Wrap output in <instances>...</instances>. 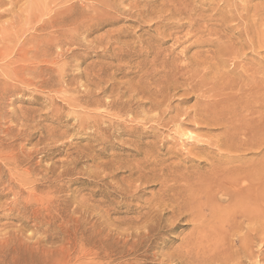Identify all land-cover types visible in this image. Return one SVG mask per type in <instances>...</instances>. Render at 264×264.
I'll use <instances>...</instances> for the list:
<instances>
[{
	"label": "rangeland",
	"instance_id": "1",
	"mask_svg": "<svg viewBox=\"0 0 264 264\" xmlns=\"http://www.w3.org/2000/svg\"><path fill=\"white\" fill-rule=\"evenodd\" d=\"M0 1V39L28 40L25 48L0 52L4 263L16 257L17 264H59L72 243L98 250L105 240L126 250L124 241L137 240L148 220L142 231L151 236L136 249L134 264H189L184 252L195 222L190 211L174 217L173 210L205 202L220 167L228 174L264 168V0ZM39 7L36 20H27ZM219 41L229 43L227 52L233 48L223 64ZM196 76L205 79L202 90ZM233 107L246 123L255 116L249 125L261 131L244 139L238 132L237 149L229 151L230 128L203 121L227 115L235 122ZM240 139L253 146L237 147Z\"/></svg>",
	"mask_w": 264,
	"mask_h": 264
},
{
	"label": "bare ground",
	"instance_id": "2",
	"mask_svg": "<svg viewBox=\"0 0 264 264\" xmlns=\"http://www.w3.org/2000/svg\"><path fill=\"white\" fill-rule=\"evenodd\" d=\"M11 1V0H10ZM37 1V0H36ZM1 3H3L2 1H0ZM12 2V1H11ZM15 3V2H14ZM56 3V2H55ZM36 4V3H35ZM41 4V3H40ZM43 4V3H42ZM49 5V4H48ZM52 5V4H50ZM57 5V3H56ZM53 6V5H52ZM50 6V7H52ZM33 7V6H32ZM31 7V8H32ZM30 8V7H29ZM58 8V6H57ZM72 7L69 6L68 9H71ZM49 7H47V3L45 5V8L44 10H48ZM51 9V8H50ZM27 10V9H26ZM53 10V9H52ZM51 10V11H52ZM71 11V10H70ZM30 14L29 15V19L27 20H30L31 22L32 21H35L36 18L39 16V14L41 13V7L39 8H35L34 10H31L29 11ZM43 12V11H42ZM48 12V11H47ZM53 12V11H52ZM59 12V11H58ZM69 12V10L67 11V13ZM55 13V12H54ZM53 13V14H54ZM45 14V13H44ZM69 14V17L67 15V17H64L63 19H66L68 20V18H70V13ZM43 15V14H42ZM51 15V14H50ZM58 15V13H57ZM60 16V15H58ZM62 16V17H63ZM72 17V16H71ZM59 18V17H58ZM57 18V19H58ZM85 18V17H84ZM62 19V22L63 24L65 25L66 23L68 22H65V20ZM74 20V19H73ZM115 20V19H114ZM82 21V20H81ZM37 22V21H36ZM65 22V23H64ZM73 22V21H72ZM60 22H58L57 24H59ZM82 23V22H81ZM224 24V23H223ZM228 25V20L226 21V23ZM224 24V25H225ZM80 25V24H79ZM222 25V24H221ZM223 25V26H224ZM35 26V25H34ZM51 26H53V24H51ZM56 26V25H55ZM15 26H11V28H13ZM37 27V25H36ZM61 27V26H60ZM63 27V26H62ZM229 27V26H228ZM35 28V27H34ZM224 28V27H223ZM226 28V27H225ZM33 29V28H32ZM37 28H35L36 30ZM57 29V28H56ZM204 29V28H202ZM206 30V29H205ZM203 30V31H205ZM201 31V30H200ZM36 32V31H35ZM245 32V31H244ZM59 33V32H58ZM61 33H64V32H61ZM73 33V32H72ZM90 33V32H89ZM247 33V32H246ZM67 34V33H66ZM249 34V33H247ZM263 34V33H262ZM220 35V34H219ZM66 36V35H65ZM69 36V35H67ZM66 36V37H67ZM221 36V35H220ZM219 36V37H220ZM248 36V35H247ZM264 37V36H262ZM261 37V38H262ZM3 38L5 37H2L0 39V52L1 51H4V50H7V49H10V48H19V49H22L23 47L25 48V44L27 43L28 40H25L24 42L22 41H10V40H3ZM77 38V37H76ZM221 38V37H220ZM219 38V39H220ZM35 39V37L31 38V42ZM30 40V38H29ZM250 41V40H247V42ZM221 42V47H216L218 49V54H215L217 55V57H219L220 59H217L219 60L221 63L223 61L222 57H225V58H230V57H226L227 56V53H232V49L231 48V51L230 52H227L228 51V44H224L222 46V41H219ZM226 41H224L223 43H225ZM245 42V40H244ZM34 43V42H33ZM68 43V42H67ZM232 43V42H231ZM251 43V42H250ZM219 44V43H217ZM216 44V46H218ZM243 45V43H242ZM231 46V45H230ZM236 46H238L236 44ZM231 47H234V46H231ZM238 48L240 47H235V50L234 51H238ZM217 51V50H216ZM213 53V52H212ZM236 53V52H234ZM239 53V52H238ZM237 53V54H238ZM215 54H211V59H212V55H213V58L215 57ZM236 54V55H237ZM226 55V56H225ZM234 55V54H233ZM231 54V58L233 56ZM235 55V56H236ZM240 55V54H239ZM236 56L237 58L239 57ZM209 56V55H208ZM210 57V56H209ZM216 57V58H217ZM206 58H208L206 56ZM236 58V59H237ZM211 59H208L209 61H212ZM215 59V58H214ZM227 59V60H228ZM204 60V59H203ZM206 60V59H205ZM216 60V61H217ZM226 59H224V62H227V60L225 61ZM232 61H233V58H232ZM235 61V60H234ZM261 61V60H260ZM211 65L213 66V64H215V60H213ZM230 60L228 62V64H230ZM199 63V62H198ZM201 63H202V60H201ZM205 63V64H204ZM221 63H217L216 65L218 66V64L220 66ZM233 63V62H232ZM204 66H206L207 64H209V66L207 67L206 70H208V68L210 67V63L207 62H203L202 63ZM223 64V63H222ZM228 64H226L228 66ZM200 65V64H199ZM202 65V66H203ZM215 65V67H217ZM231 65V64H230ZM17 67V66H16ZM192 67V66H191ZM193 67H196V66H193ZM176 68V67H175ZM190 68V67H189ZM204 68V67H203ZM206 68V67H205ZM212 68V67H210ZM209 68V69H210ZM218 68H220L218 66ZM216 68V69H218ZM194 69V68H193ZM199 69V67H198ZM235 69V68H234ZM245 69V68H244ZM206 70H202L204 71V76L206 77L205 74L206 73ZM221 70V69H220ZM219 70V72H220ZM240 70V69H239ZM192 71V69H191ZM200 71V70H199ZM199 72V75L200 73L203 74V72ZM215 71V70H214ZM217 71V70H216ZM215 71V72H216ZM227 71V70H226ZM193 72V71H192ZM208 72V71H207ZM210 73H212V70L209 71ZM222 72V71H221ZM194 73H197L196 71H194ZM209 73V75H210ZM228 73V71L226 72ZM225 73V74H226ZM201 74V75H202ZM222 74V73H221ZM244 74V73H243ZM191 75V74H190ZM194 75H197V74H192V76ZM197 75V76H199ZM252 75V74H251ZM250 75V76H251ZM196 76V77H197ZM226 76V75H225ZM241 76V75H240ZM243 76V75H242ZM195 77V78H196ZM202 77V76H201ZM190 78V77H189ZM191 78H194V77H191ZM198 78V77H197ZM187 79V78H186ZM199 79V78H198ZM243 79V77H242ZM177 80V79H176ZM179 80V79H178ZM189 80V79H188ZM188 80L186 82H188ZM192 80H195V79H192ZM200 80V79H199ZM205 79H202L198 82V87L200 88L201 84L204 83ZM246 80V79H245ZM203 81V82H201ZM195 82V81H194ZM201 82V83H200ZM164 83V82H163ZM190 83V82H189ZM200 83V85H199ZM208 83V82H207ZM232 83V82H231ZM195 86H196V83H193ZM209 84V83H208ZM233 84V83H232ZM237 84V83H235ZM219 85V84H218ZM229 85H231L229 83ZM250 85V84H249ZM254 85V84H253ZM205 86V84H204ZM216 86V85H215ZM222 86H224V84L221 85L220 88H222ZM228 86L227 84L225 85V87ZM233 86V85H231ZM230 88H233L231 87ZM224 89H227L225 88ZM248 87V86H247ZM252 87V86H251ZM204 88V87H203ZM206 88V87H205ZM208 88V87H207ZM206 88V90L208 91V89ZM219 88V87H218ZM219 88V89H220ZM201 89V88H200ZM199 89V90H200ZM210 89V88H209ZM215 90V88H213ZM202 90V89H201ZM200 90V91H201ZM221 90V89H220ZM249 90V89H248ZM254 90V89H253ZM205 91V89L203 90V92ZM202 92V93H203ZM255 92V91H254ZM257 92V91H256ZM164 93V92H163ZM162 94V93H161ZM165 94V93H164ZM228 94V93H227ZM257 94V93H256ZM248 95V94H247ZM64 96V95H63ZM206 96V95H205ZM207 97V96H206ZM228 98H229V95H228ZM206 99V98H205ZM219 99V98H218ZM231 99V98H230ZM220 100V99H219ZM228 99H226L227 101ZM248 100V98L246 99ZM209 101V100H208ZM211 101V100H210ZM225 101V102H226ZM245 101V100H244ZM230 102V101H229ZM234 102V101H233ZM236 103V102H235ZM240 103V102H239ZM243 103V102H242ZM249 103V102H248ZM254 103V101H253ZM214 104V103H213ZM252 104V103H251ZM207 105V104H206ZM209 105H212L211 103L208 104ZM215 105V104H214ZM219 105V104H218ZM216 105V106H218ZM230 104L228 103V105H226V110L228 111L229 108L227 109V106H229ZM239 105V104H238ZM246 105V104H245ZM244 105V106H245ZM248 105V104H247ZM199 106V105H198ZM202 106V105H201ZM223 106V105H222ZM231 106V105H230ZM233 106V105H232ZM231 106V107H232ZM240 106V105H239ZM210 107V106H209ZM219 107V106H218ZM217 107V108H218ZM241 107V106H240ZM243 107V106H242ZM246 107V106H245ZM206 108V107H205ZM204 108V109H205ZM212 108V106H211ZM237 107H233V110L235 112ZM203 109V108H202ZM209 110V108H207ZM224 109V110H225ZM212 110V115H218L217 113L213 114V109H210ZM219 110V109H218ZM232 108L229 110L231 111ZM241 110V109H240ZM243 111H241V114H243L242 112H244V107L242 108ZM249 110V109H248ZM256 110V109H255ZM226 111V112H227ZM247 111V110H246ZM257 111V110H256ZM256 111H253L254 113H256ZM217 112V111H216ZM233 114L236 113V117H238L237 115V111ZM203 113V112H202ZM206 113V112H205ZM209 113V112H208ZM207 113V114H208ZM232 113V111L230 112ZM228 113V115L230 114ZM239 113V112H238ZM248 113V111L246 112ZM252 114V112H250ZM253 113V114H254ZM191 114V113H190ZM196 114V113H195ZM201 114V113H200ZM221 114V113H220ZM224 114H225V111H224ZM227 114V113H226ZM240 114V113H239ZM249 114V113H248ZM247 114V115H248ZM252 114V115H253ZM210 115V114H209ZM210 115V117L212 116ZM223 115V114H222ZM246 115V116H247ZM250 115V114H249ZM255 115V114H254ZM191 116V115H190ZM203 116V115H202ZM215 116V117H216ZM225 116V115H224ZM223 116V117H224ZM227 116V115H226ZM225 116V117H226ZM183 117V116H182ZM200 117V116H199ZM214 117V116H212ZM214 117V118H215ZM222 116L220 117L221 119H218L217 117L215 119H213L214 121L212 122V118H208L207 120L205 119L203 121V123H213L214 124H219V125H223L225 126V128H230L231 131H229V133L227 134L228 139L231 140V145L230 143L227 144V147H226V144H225V148H227V150H232V148L234 149H237L236 147L233 146V142L235 141L234 139H239V138H235L236 135L238 136V132L241 134L239 135V137L242 136V134L245 136H248V135H251V136H255V135H258L257 132L261 131V129L259 130V128H257V125H255L256 127L254 126H250V121H252L251 123H255L253 121H255L253 118L255 117H252V120L250 119L249 123L247 122L246 123V120L244 119H240L239 117L236 118L235 117V122H233V117L231 116V119L230 117L228 118V116L226 117L227 119H230V121H228L227 119H222L223 118ZM251 117V115H250ZM248 117V118H250ZM257 117V116H256ZM233 118V119H232ZM245 118V116H244ZM263 118V117H262ZM218 119V120H217ZM221 120V121H220ZM248 120V119H247ZM259 120V119H258ZM264 120V119H263ZM257 121V120H256ZM200 123V122H199ZM256 124V123H255ZM203 125V124H202ZM212 125V126H213ZM253 125V124H251ZM260 125V124H259ZM209 126V125H208ZM222 126V127H223ZM220 129V128H219ZM233 129H236L234 131H237L236 132H233L232 130ZM229 130V129H228ZM259 130V131H258ZM184 135H187L188 137V134H184ZM191 135V134H190ZM189 135V136H190ZM226 135V136H227ZM261 135V134H260ZM264 135V134H263ZM225 136V137H226ZM252 137V138H253ZM262 137V136H261ZM226 138V139H227ZM250 138V137H249ZM248 138V139H249ZM255 138V137H254ZM260 138V137H259ZM241 139H244L241 137ZM240 139V140H241ZM264 140V138H263ZM223 141V140H222ZM221 141V143H222ZM229 141V140H228ZM250 141V140H249ZM249 141H244L241 140V142L239 140H237V142L240 143L239 146H237L238 144L236 143V146L237 147H241V143L244 144L243 146H248V145H252L253 142H249ZM259 140L257 139V142ZM212 142V141H211ZM230 142V141H229ZM213 143V142H212ZM221 143H217L219 148L222 146ZM235 143V142H234ZM256 143V142H255ZM259 143V142H258ZM224 144V143H223ZM217 146V145H216ZM253 146V145H252ZM263 146V145H262ZM223 147V148H224ZM221 149V148H220ZM233 149V150H234ZM225 150V149H224ZM146 158V157H145ZM147 161V160H146ZM222 162V161H221ZM221 165V164H220ZM261 165V164H260ZM263 165V164H262ZM155 167V166H154ZM214 168V167H213ZM212 168V169H213ZM256 168V167H255ZM254 168V169H255ZM258 168V167H257ZM227 168H225L226 170ZM240 169V168H239ZM238 169V170H239ZM261 169V167L259 168V170ZM264 169V168H263ZM263 169H261L260 171H262ZM218 168L217 170L214 171V173L216 172L217 173V178L215 177V179H213V181H211V184H214V186H210V190L211 192L208 190V198L205 202H199V204L197 205L194 201L196 205L195 206H189L188 204H184V210L180 211V209H183V208H178V209H174L173 210V215L174 217H177L179 214H181L182 212L184 211H187L190 213L188 215L190 216H193L192 217V220L195 222V224L193 225V232L195 234V236L190 240L187 239V242H186V245H190V246H185V252L186 255H187V258H189V261L187 263L189 264H199L202 263V264H216V263H219V264H250L251 261H253L254 259L253 258H257V260L255 261V263H257L259 260L258 259H262V255L264 256V253H263V247H264V208H262V204L264 203V194L263 196L261 197V194L264 192V191H260L261 189L260 188H264V175L260 174V171L259 170H255L256 173H254V170H250L252 171L251 173H248L250 171H245L246 174H244L245 172L241 173V172H238L237 171H233V172H227V169L226 171ZM231 171V170H230ZM259 172V173H258ZM264 172V170H263ZM212 173V172H211ZM215 173V174H216ZM262 173V172H261ZM214 174V175H215ZM261 176H260V175ZM168 175V174H167ZM185 175V174H184ZM212 175V174H211ZM184 177V176H183ZM210 177V176H209ZM176 178V177H175ZM208 179V178H207ZM206 179V180H207ZM211 180V179H210ZM167 181V180H166ZM165 181V182H166ZM242 181H244V183H241ZM207 182V181H206ZM213 182V183H212ZM205 183V182H204ZM207 184V183H206ZM165 185H168V184H165ZM210 185V182L209 184ZM200 186H203V185H200ZM198 186V187H200ZM167 187V186H166ZM170 187V185L168 186ZM205 187V186H204ZM208 187V186H207ZM172 188V187H171ZM170 188V190H171ZM206 188V187H205ZM204 188V191H206ZM193 189V188H192ZM196 189V188H195ZM209 189V187H208ZM254 189V194L253 196H251L250 194L253 193V190ZM164 190V188H163ZM198 188H197V192H198ZM263 190V189H262ZM171 192V191H170ZM204 193V192H203ZM163 194V193H162ZM167 195V194H166ZM177 195V194H176ZM181 195V193H180ZM169 196V195H168ZM199 196V195H198ZM204 196V195H203ZM162 197V196H161ZM173 197V196H172ZM184 197V196H183ZM193 197V196H192ZM252 197V198H251ZM170 198V197H168ZM174 198V197H173ZM179 198V197H178ZM189 199H191L190 197H188ZM202 198V197H201ZM161 199V198H160ZM180 199V198H179ZM195 199V197H194ZM163 200V197L162 199ZM167 200V199H166ZM178 201V200H177ZM220 201H227V206H223L222 209H220V206H219V202ZM177 203V202H176ZM182 203V202H181ZM175 204V203H174ZM225 204V205H226ZM168 205V204H167ZM180 205V204H178ZM185 205H188V206H185ZM194 205V204H192ZM264 206V205H263ZM206 207H208L209 209V212L208 213H205L204 210L206 209ZM224 209H226V212L224 213ZM227 209H230V211H228ZM232 209V211H231ZM176 210H179V213H176ZM167 211V210H166ZM186 213V212H185ZM184 213V214H185ZM150 214V213H149ZM183 213L180 215V216H183L184 215ZM157 215V214H156ZM160 217H162L163 215L162 214H159ZM187 215V216H188ZM149 217V216H148ZM159 217V218H160ZM143 219V218H141ZM157 219V218H156ZM159 220V219H157ZM148 221V220H147ZM145 221L147 223V225H143L141 228H137V231L135 232V236L137 237V240H134L131 239L129 240H125L124 243L122 244L123 246H127L126 250H120L117 248V249H112L111 248V245L109 246L108 243H105L104 241L101 243V245L98 247V250H96V246L94 247L93 245L90 246L91 244H89V246H87L86 244H84L83 246H79L78 248V245H76L75 243H72L70 244V247L69 249L67 250L68 253H66V256L64 257V260H62L59 264H112L111 262L114 261L116 264H134V258H136L137 256L135 255L137 252H139L138 250L136 251V249L139 247L140 243L141 242H145L147 241L146 238L150 235V232L151 230L149 229V232H145L142 231V229L145 227V228H148L150 227L148 225V222ZM163 221V219H162ZM150 222V221H149ZM158 221H156L157 223ZM160 222V220H159ZM138 223V222H137ZM136 223V224H137ZM154 223V221H153ZM142 224V223H141ZM163 224V223H162ZM139 225V224H138ZM157 225V224H156ZM168 226V225H167ZM176 226V225H175ZM173 227V226H172ZM153 228V227H152ZM171 228V227H170ZM171 229H174V228H171ZM133 230V229H132ZM153 230V229H152ZM155 230V229H154ZM160 229H158L159 231ZM131 232V231H130ZM133 232V231H132ZM164 232V231H163ZM127 233V232H126ZM156 233V232H155ZM158 233V232H157ZM131 234V233H130ZM129 234V235H130ZM153 234V233H152ZM163 234V233H162ZM193 234V233H192ZM133 235V234H132ZM158 235V234H157ZM156 235V236H157ZM151 236V235H150ZM134 237V235H133ZM71 238V237H70ZM89 238V237H88ZM149 238V237H148ZM189 238V237H188ZM86 239V238H85ZM151 239V237H150ZM90 240V239H89ZM145 240V241H144ZM152 240V239H151ZM73 241V240H72ZM107 241V240H106ZM150 241V240H149ZM90 242V241H89ZM131 242V243H130ZM92 243V242H91ZM95 243V242H93ZM97 243V242H96ZM190 243V244H189ZM142 244V243H141ZM79 245H81L79 243ZM85 245L87 246V248L85 247ZM0 246H2L0 244ZM236 246V247H235ZM257 246V247H256ZM141 247V246H140ZM139 247V248H140ZM180 247V246H178ZM234 247L235 250H232ZM143 248V247H142ZM254 248H257V250H255ZM177 250V249H176ZM179 250V249H178ZM177 250V251H178ZM147 251V250H146ZM180 251V250H179ZM141 252V251H140ZM175 252V251H174ZM173 252V253H174ZM182 252V251H181ZM125 253L126 255L130 256L129 259L127 260H121V257H119L120 254H124L125 256ZM176 253V252H175ZM142 254V253H141ZM61 255V254H60ZM65 255V254H64ZM118 255V256H117ZM139 255V254H138ZM185 255V254H184ZM185 255V256H186ZM202 255V259L200 258ZM2 256L0 254V264H5L4 261L2 260ZM112 256H117L116 258H113ZM184 256V257H185ZM223 256V257H221ZM132 257V258H131ZM176 257V256H175ZM179 257V256H178ZM123 258V256H122ZM172 258V257H171ZM174 258V257H173ZM185 258V259H187ZM244 258V259H243ZM137 259V258H136ZM184 259V258H183ZM201 259V260H199ZM249 259V260H247ZM264 259V258H263ZM98 260V261H96ZM100 260H102L101 262H99ZM112 260V261H111ZM139 260V259H138ZM18 262V259L16 257H13V263L14 264H17ZM113 262V263H114ZM137 262V261H135ZM250 262V263H249ZM142 263V262H141ZM20 264V262L18 263ZM139 264V263H137ZM144 264V263H143ZM186 264V263H185ZM253 264V263H252ZM258 264V263H257Z\"/></svg>",
	"mask_w": 264,
	"mask_h": 264
}]
</instances>
